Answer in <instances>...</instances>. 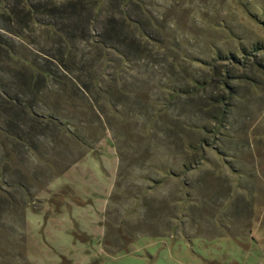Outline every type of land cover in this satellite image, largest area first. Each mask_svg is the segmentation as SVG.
Wrapping results in <instances>:
<instances>
[{
	"label": "rangeland",
	"instance_id": "rangeland-1",
	"mask_svg": "<svg viewBox=\"0 0 264 264\" xmlns=\"http://www.w3.org/2000/svg\"><path fill=\"white\" fill-rule=\"evenodd\" d=\"M42 1L0 0V264H264V0H101L125 57L64 71Z\"/></svg>",
	"mask_w": 264,
	"mask_h": 264
},
{
	"label": "trees",
	"instance_id": "trees-1",
	"mask_svg": "<svg viewBox=\"0 0 264 264\" xmlns=\"http://www.w3.org/2000/svg\"><path fill=\"white\" fill-rule=\"evenodd\" d=\"M102 3L101 0H95L94 4L91 0H64V2L57 4L52 0H43L40 4H32L31 10L34 12L33 19L41 24L49 23L54 29V34L51 33V36L47 35L50 36L52 40L51 48L47 50L37 48L38 42L33 39L27 43L30 49L34 50L35 53L38 52V55L42 56L41 58H45L44 61L48 60L51 62L50 65L32 62L33 66L39 70H70L75 64L76 67H79L81 70H86L88 67L91 68L94 61L91 63V61L87 59L88 55L83 51V49L86 51V48L81 47L77 42L83 43L89 50H96L100 53L99 57L106 55L104 51L107 50L119 52L115 45L110 44V40L114 39V37H118V34H121L120 30H122V26L119 27L118 32L115 33L116 27L104 24L100 25V23L98 24L96 21L98 14L95 10L98 5ZM43 15L47 18L49 17V22L41 18ZM110 18L112 17L108 16L107 20L109 21ZM55 19H57V21ZM98 29H100V31H96ZM16 35L17 37H24L22 36V31H17ZM121 43H124V40H122ZM2 45L7 47L10 54L16 55L17 51L12 43L10 44L8 41L6 42V40L0 38V47H2ZM53 48H55L54 52ZM77 55L80 56L78 61L76 59ZM121 55H123V53H121ZM123 57L125 56L123 55ZM24 59L26 58L24 57ZM3 93L6 95L7 92L4 90ZM18 97H13V99L21 103ZM22 102L26 103L29 108L35 107L30 100H22Z\"/></svg>",
	"mask_w": 264,
	"mask_h": 264
},
{
	"label": "crops",
	"instance_id": "crops-1",
	"mask_svg": "<svg viewBox=\"0 0 264 264\" xmlns=\"http://www.w3.org/2000/svg\"><path fill=\"white\" fill-rule=\"evenodd\" d=\"M123 9V8H122ZM125 9H123V10H121V13L123 14ZM125 13H126V10H125ZM121 24V22H119V21H117V20H115L114 18H110L109 19V21H108V24L107 25H109V26H114V27H116V31H115V33L116 32H118V28L119 27H121L122 26V24ZM138 25H139V23H138ZM110 51H113V50H110ZM64 71V70H63ZM29 108V107H28ZM30 109V108H29ZM33 109V108H32ZM32 109H30V110H32ZM50 119H52V120H55V121H58V122H60V123H63L59 118H57V117H55V116H50L49 117ZM16 138H18V139H22L20 136H16ZM29 147H30V145H29ZM32 148V147H31Z\"/></svg>",
	"mask_w": 264,
	"mask_h": 264
}]
</instances>
